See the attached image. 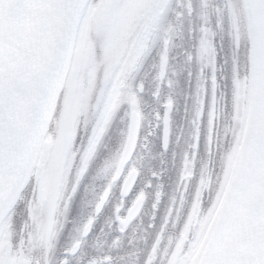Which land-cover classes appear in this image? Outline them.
Wrapping results in <instances>:
<instances>
[{
	"label": "flooded vegetation",
	"instance_id": "flooded-vegetation-1",
	"mask_svg": "<svg viewBox=\"0 0 264 264\" xmlns=\"http://www.w3.org/2000/svg\"><path fill=\"white\" fill-rule=\"evenodd\" d=\"M157 2V16L147 12L149 2L138 18H129L127 25L115 18V12L106 13L107 7L100 9L97 18H106L100 32H114L121 26L126 31L114 46L102 42L113 53V61L105 63L106 67L113 63V77L106 81L118 86L112 88L114 110L103 119L99 117L103 108H88L86 120L77 126L69 144L65 188L55 200L57 187L52 185L51 150L46 144L53 138L47 135L26 186L0 226V264H189L186 262L194 256L192 264H196L200 258L241 150L255 80V37L239 15V29L235 31L226 8L228 0H221L222 20L216 19V25L212 19L204 21L215 12L214 3L194 1L200 13L190 15L193 42L179 47L174 76H169L165 39L161 60L166 59V72L161 78L152 77L147 70L152 17L165 21L162 25L167 28L171 3H177L179 9L185 2L179 10L186 8L188 15L192 10L191 0ZM171 10L175 11L174 6ZM182 14L179 12L178 17ZM184 22L180 19L178 35H184ZM136 78L139 94L129 86ZM146 83L158 92L144 93ZM150 97L158 100L160 107L144 101ZM133 109L140 117L136 146L120 175L111 182ZM91 165H95L93 172ZM132 170L137 172L135 181L122 196V186ZM107 188L109 195L94 216ZM77 193L79 221H73L70 201ZM90 221V229L83 236Z\"/></svg>",
	"mask_w": 264,
	"mask_h": 264
},
{
	"label": "snow or ice",
	"instance_id": "snow-or-ice-1",
	"mask_svg": "<svg viewBox=\"0 0 264 264\" xmlns=\"http://www.w3.org/2000/svg\"><path fill=\"white\" fill-rule=\"evenodd\" d=\"M81 2L0 0V178L20 167L39 126L47 81L54 75L46 68L55 18L67 21ZM246 3L254 19L257 14L264 19V0ZM167 103L170 106L171 99ZM215 240L219 253L214 252L208 264H264V111Z\"/></svg>",
	"mask_w": 264,
	"mask_h": 264
},
{
	"label": "rangeland",
	"instance_id": "rangeland-1",
	"mask_svg": "<svg viewBox=\"0 0 264 264\" xmlns=\"http://www.w3.org/2000/svg\"><path fill=\"white\" fill-rule=\"evenodd\" d=\"M149 2L151 5L150 8L147 9V12L157 16L160 6L157 0H89L87 9H85V13L83 12V16L80 20V30H78L75 40L70 70L58 100L55 116L50 125L49 137H52L53 140H48V143L46 142L51 150L50 158L53 166L51 172L53 177L52 185L57 187L54 200L60 196V192L65 188L64 184L70 165L69 144L72 143L77 126L83 124L84 120H86L87 113L90 111L88 108L91 105L92 109L98 107L103 108V112L99 114V117H103V119H106L107 114L114 110L113 98L111 96L113 90L118 86L112 87V85H109L106 79H101V74L99 73L102 69H106L107 64L105 62L113 61V53L107 50L102 42H107L111 46H114L117 38L119 36L122 38L126 35V31L124 32L125 28L121 26L115 28L114 30L116 31L114 32L113 30L100 32L105 28L104 23L106 22V18H97L98 14L95 13H99L100 8L105 6L107 7L105 10L106 13H117L119 15V22L126 21L127 25L129 18H138L144 5ZM227 4L226 8L229 12L230 22L232 21V26L235 28V31L239 29L237 24L239 19L237 15L242 17V22L245 27L249 25L250 29L254 27L255 19L250 13L246 0H228ZM238 10L242 13H238ZM91 13H94V19H92ZM245 16L247 17V22ZM156 23V18L152 17V29L155 27ZM96 26L98 30L94 31L93 28L95 29ZM143 33H145V31H143ZM146 34L147 33L144 35ZM140 35H142V33H140ZM251 39L254 40V38ZM112 67L113 63L109 62L107 69H112ZM238 72L239 71H237L236 74H238ZM254 79L255 78H253V80ZM254 82L255 80L253 81V85ZM119 86L122 87V82H120ZM76 117L77 120L75 122ZM94 167L95 165H91V169ZM55 207L56 204H53L52 210H54ZM74 214L75 218H73V221H78L79 218L76 217L78 216L77 213ZM194 257H192L191 260L189 259L186 263L192 264L194 262Z\"/></svg>",
	"mask_w": 264,
	"mask_h": 264
},
{
	"label": "water",
	"instance_id": "water-1",
	"mask_svg": "<svg viewBox=\"0 0 264 264\" xmlns=\"http://www.w3.org/2000/svg\"><path fill=\"white\" fill-rule=\"evenodd\" d=\"M88 1L89 0H82L77 9L73 12V16L67 21H65L64 18L56 17L55 26L48 34V44L50 45V47L48 49L49 63L46 70L53 72L54 75L49 81H47L48 95L42 102L40 123L33 134V139L31 141V147L28 155L23 159L20 167L15 170L14 174H6L3 178H0V226L8 212L13 207L19 194L26 186L40 157L41 149L47 137L48 129L54 118L58 100L64 88L67 75L69 73L71 59L75 47L77 30L79 27L80 19L83 15V12L85 11ZM254 28L256 37L255 82L249 104L241 150L231 180V184L225 196V200L221 206L210 238L197 264H208V261L214 254V252L216 254L219 253V247L216 245L215 240L216 227L223 218V208L229 200L231 189L233 185L239 181L241 169L246 163V155L252 132L259 122V117L262 111H264V19H262L259 14H257L255 17ZM165 64L166 60L164 59L161 62L160 77L164 75ZM139 125V114L135 111V109H133L130 115L127 139L124 150L112 181H114L120 175L125 163L133 154L136 146ZM165 134L166 133H164V135ZM165 140L166 136H164V141ZM135 177L136 171L132 170L122 186V196L128 193L135 181ZM108 194L109 189L104 192L98 204L96 205L94 212L95 215H97L101 210ZM139 204L140 201L135 205L136 209H138ZM90 226L91 221L84 227L82 233L83 236H85L89 231Z\"/></svg>",
	"mask_w": 264,
	"mask_h": 264
},
{
	"label": "trees",
	"instance_id": "trees-1",
	"mask_svg": "<svg viewBox=\"0 0 264 264\" xmlns=\"http://www.w3.org/2000/svg\"><path fill=\"white\" fill-rule=\"evenodd\" d=\"M194 1L197 2V0H191L192 10H190L189 15L186 13V8H184L183 10H179L181 7L185 6V2H183L182 5L179 6V9H178L177 3H175V4L171 3L170 4V10H169L170 12H167V13H170V16L168 18L169 21L167 22L168 27L165 28L162 25V22H165V21L160 19L159 21H157L155 27L152 29V34H151V39H150V48H149L150 49L149 50L150 65L148 66V67L151 66L152 74L151 73L150 74L152 77L158 76V65H159V62L161 60V56L163 54L162 45H163V41L165 39L168 40V46H167L168 53L167 54L169 57V64H168V75L169 76H174V69H175V63L177 60V55L180 53L179 47H181L183 44L188 45V44H191V42H193L192 41L193 39L191 38V36L194 33L190 32V30H191L190 24L193 23L191 18L194 17L196 14L199 15V13H200V11L197 10V9H199V7H196L199 5H196V3ZM198 1H201L202 3L204 1H209V3H214V6L216 7L215 12L213 14H211V13L208 14V17L205 16L204 21L205 22H211V19H212V25L213 24L216 25V19H217V22L219 20H221V11H220L221 10V8H220L221 0H198ZM205 4H207V3H205ZM101 6H103V5H101ZM172 6H174V9H175V11L173 13H171L172 12V10H171ZM100 9H102V8H100ZM92 10H93V8H92ZM179 12L183 13L181 16H179L180 19L183 20V22L185 21L184 22L185 24L183 26L184 35L183 34H181V35L177 34V33H179L180 24H181L180 19L178 17ZM184 12H185V14H184ZM191 14H192V16L190 18ZM93 15H94V13L92 14V18L94 19L95 17H93ZM198 19L200 20L199 17H198ZM201 23L203 24L204 22L201 20ZM202 24H201V26H202ZM107 68L108 67H106V69H102L99 72L101 74L102 78L113 77V74H111V71H113V70L112 69L108 70ZM143 75H144V73L142 75H139V76H143ZM108 82H110L109 79H108ZM137 84H138V79L136 78L135 83L133 85H129V86L131 87V89H133L135 87L134 91L136 94L142 93L137 89V87H136V86H138ZM109 85H112V84L109 83ZM153 86L154 85L150 86V84L146 83L144 85V91L143 92L147 93V94L153 93V92H155V93L158 92L154 89ZM172 92H179V91L177 89H173ZM144 101L148 102L149 105L152 107H160L158 100L155 101L151 97H150V99L146 98ZM125 111H126L125 108L122 109L120 116H122L123 112H125ZM93 170H94V168L90 169V172H93ZM77 191H78V193L80 192V185H79V187H77ZM78 193L70 201V204L73 206L72 209L70 210V213H71L70 215L77 213L79 211L80 202H79V198L77 197ZM76 197H77V199H76Z\"/></svg>",
	"mask_w": 264,
	"mask_h": 264
},
{
	"label": "bare ground",
	"instance_id": "bare-ground-1",
	"mask_svg": "<svg viewBox=\"0 0 264 264\" xmlns=\"http://www.w3.org/2000/svg\"><path fill=\"white\" fill-rule=\"evenodd\" d=\"M114 3H115V2H114ZM114 3H113V5H114ZM108 9H109V8H108ZM118 13H119V12H118ZM118 16H119V15L116 13V18H117V19H119ZM121 23H122V22H121ZM70 66H71V65H70ZM166 67H167V65H165V70H166ZM160 68H161V64L158 65V75H160ZM147 70L150 71V73L152 74L151 66L148 67ZM49 130H50V127H49V129H48V133H47V135H49Z\"/></svg>",
	"mask_w": 264,
	"mask_h": 264
}]
</instances>
